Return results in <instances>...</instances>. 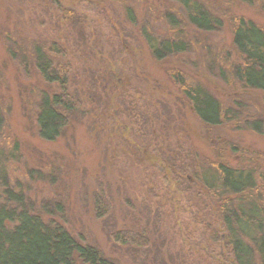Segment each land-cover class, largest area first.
Wrapping results in <instances>:
<instances>
[{
    "label": "rangeland",
    "instance_id": "rangeland-1",
    "mask_svg": "<svg viewBox=\"0 0 264 264\" xmlns=\"http://www.w3.org/2000/svg\"><path fill=\"white\" fill-rule=\"evenodd\" d=\"M204 1L222 21L209 33L197 32L170 0H57L73 13L67 23L47 0H0V194L22 193L45 221L118 264H231L230 249L197 224L204 210L205 222L211 220L218 233L215 209L196 208L190 194L172 180L152 178L149 170L155 155L178 148L230 167L257 163L264 154V136L243 130L241 122L207 128L183 102L175 78L184 72L183 80L201 84L226 108L239 110L234 113L240 118L264 116V93L233 91L220 76L236 58L231 39L238 19L264 30V0ZM167 13L179 18L190 46L155 60L143 31L171 37ZM52 43L66 52L52 60L71 67L66 89L81 103L61 136L49 142L38 134V103L60 88L22 59L30 58L33 44L48 49ZM138 110L151 119L162 147L141 141ZM115 231L138 236L147 246L115 243Z\"/></svg>",
    "mask_w": 264,
    "mask_h": 264
},
{
    "label": "trees",
    "instance_id": "trees-1",
    "mask_svg": "<svg viewBox=\"0 0 264 264\" xmlns=\"http://www.w3.org/2000/svg\"><path fill=\"white\" fill-rule=\"evenodd\" d=\"M47 1L59 7L57 0ZM170 1L182 8L188 24L197 32L209 33L222 26L221 19L211 14L204 0ZM58 10L64 22H71L73 13L70 10L61 7ZM165 16L171 27V37L156 38L152 33L143 31V39L155 60L179 56L186 53L190 46L186 33L179 29V18L169 13ZM126 17L135 23L130 9ZM76 19L81 21L77 16ZM231 45L236 58L228 69L225 68L229 70L228 74L221 71V78L233 91L240 88L242 91L264 93V30L254 22L240 18L232 29ZM30 53V58L23 57V63L28 66L31 62L44 82L60 88V93L41 96L36 115L39 136L52 142L61 136L70 117L79 112L81 102L76 94H70L66 89L71 67L55 65L52 60L53 56H66L62 47L52 43L47 49L33 44ZM183 76L184 72L179 79L174 76L183 102L205 127L225 126L230 129L241 122L243 130L264 136V116H250L248 113L245 119L240 118L234 113L239 110L226 108L204 86L197 82L188 83ZM137 118V133L141 141L162 147L153 131L151 119L141 110H138ZM232 149L236 151V147ZM155 156L149 168L152 178L158 177L161 182L172 180L178 190L181 188L185 195L193 197L196 208L204 205L203 209H215L214 217L217 216L220 224L218 233L213 232L215 228L211 220V226L205 222L203 213L206 211L203 209L197 217V224L202 226L204 232L213 233L214 243L230 249L231 264H264V154L258 155L257 163L242 167L201 159L197 154H187L179 151V148ZM0 195V264H118L105 257L96 247L78 243L63 226L45 221L39 213L26 206L22 193L4 190ZM45 210L48 213V209ZM106 214L97 213V216L104 217ZM181 228L187 235L188 226L182 223ZM115 232L110 233L115 243L147 246V241L138 236Z\"/></svg>",
    "mask_w": 264,
    "mask_h": 264
}]
</instances>
